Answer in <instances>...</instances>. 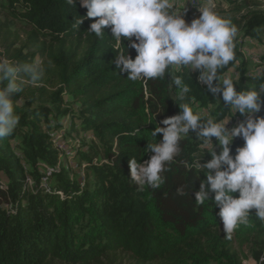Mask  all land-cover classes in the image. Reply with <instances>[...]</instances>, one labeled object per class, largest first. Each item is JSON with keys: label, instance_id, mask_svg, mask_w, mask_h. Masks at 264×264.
I'll list each match as a JSON object with an SVG mask.
<instances>
[{"label": "trees", "instance_id": "1", "mask_svg": "<svg viewBox=\"0 0 264 264\" xmlns=\"http://www.w3.org/2000/svg\"><path fill=\"white\" fill-rule=\"evenodd\" d=\"M228 1L231 17L196 30L212 45L211 70L196 73L173 67L190 39L163 33L166 23L182 28L149 13V0H0V264H264L251 194L264 187L261 125L221 148L214 177L193 163L211 136L193 103L219 121L264 87V76L249 77L241 42L263 41L264 12ZM237 62L239 79L226 82ZM67 116L71 131L101 143L82 140L78 157L93 187L89 173L82 183L55 167L63 157L47 131Z\"/></svg>", "mask_w": 264, "mask_h": 264}, {"label": "rangeland", "instance_id": "2", "mask_svg": "<svg viewBox=\"0 0 264 264\" xmlns=\"http://www.w3.org/2000/svg\"><path fill=\"white\" fill-rule=\"evenodd\" d=\"M149 7L148 11L149 13H155L164 17H169V19L177 22V24L180 25V28H182V31H176L171 25L165 24L161 31L163 33H166L167 35L177 34L178 37L182 40L184 37L189 38L190 40L184 41V44L191 43L195 44L197 41H201L202 39L199 38V35L197 34L196 30L198 28H210L213 30L215 26H213L215 23L223 22L225 19L231 17L233 12V6L229 3L228 0H149ZM261 10L264 12V0H249L248 7L243 9L241 14L247 13V10ZM165 10H171V12L167 13ZM0 11H3L0 7ZM164 14V15H162ZM240 15V14H239ZM237 15V16H239ZM179 22H178V21ZM136 21L135 19L129 18L128 22V29L131 31L133 29V26L135 25ZM213 24V25H212ZM11 27L13 30H16L21 34V37H24L25 28L21 23H18L16 21H11ZM240 32L237 34L239 35ZM263 41H254L255 46L252 47V50H259L264 49V36L262 37ZM180 49L182 50L181 56L177 53L174 58L172 57V63L173 67L175 69H179V63L182 61H179L180 58L184 57V55L187 52H192L193 56L200 57L199 55L204 52L205 47L200 45H196L193 49H189L187 45H184ZM179 50V51H180ZM262 52V51H261ZM246 53V52H245ZM247 55V53H246ZM248 57V55H247ZM259 57L257 59V66H262L260 64L261 54H259ZM201 58V57H200ZM249 58V57H248ZM209 58L206 59V61ZM205 66H203L198 71L204 70ZM1 70V67H0ZM225 79H228V77H224ZM205 79H201L204 81ZM19 81V80H18ZM262 93L261 96H264V91H260ZM259 101V99H257ZM41 103V100L38 99L35 101V106L39 105ZM255 105L252 106L250 109L246 110L245 112L241 113L239 116L233 119H238L241 121V125L236 126L235 130L236 132H227L228 130V123L219 125L218 131H214V133L211 134L208 139L205 140L203 144L200 145V150L195 154L193 163L198 168V170L203 174L204 178L210 179L214 177L215 170L222 168L223 166V149L222 146H215L216 143L223 137L227 138V142L235 141L239 137L241 138V135L245 132L246 129L250 127V121L253 117L252 112H258L257 119H259V125L257 128L261 125L260 133L262 136H264V104L259 105L256 102H253ZM68 105L74 106L75 103L70 102ZM56 108V107H55ZM260 108V111H257V109ZM55 111V109H54ZM202 116V122H206V117H209V111L208 110H199ZM263 115V116H262ZM252 116V117H250ZM76 125L78 121H75ZM262 123V124H261ZM55 125H52L50 129H48V133L51 135V140L54 143L53 146L59 148L58 156H62V162H57L55 164V167H58L57 170H61L62 168H65L69 171L70 174L74 175V177L83 183V176L85 173H89V186L93 187L95 183V177L94 172L92 169H89V166L87 167V163L84 161L82 165H79V153L80 151H84V146L82 143V140H84V143H90V141L94 140L95 143L99 146L101 143L99 140H97L96 137H93V135H90L89 132H84L79 128V125H77L76 129L74 131L70 130V119L69 116L62 118L59 121L58 128H54ZM184 126H181L179 128V133H183ZM256 129V128H255ZM187 130V129H186ZM229 137V138H228ZM245 137V134L243 135ZM231 138V139H230ZM261 138V137H260ZM245 139V138H244ZM263 139V138H262ZM213 144V149H209L210 145ZM87 150V149H86ZM79 151V152H78ZM78 152V155H77ZM73 153V154H72ZM94 157V156H93ZM97 157V156H95ZM101 157V156H100ZM97 157L98 160L103 159L102 157ZM97 158L94 159V162L97 161ZM98 163H102L100 161H97ZM27 166V165H26ZM41 169L43 171H49L51 170V166L47 164H41ZM28 172L26 171V174ZM2 180L5 182L6 178L3 175ZM55 178L51 177L49 179L44 178L42 180V186L46 189L49 188V186L54 183ZM28 183L30 185L33 184L32 179H28ZM63 194L60 193V196ZM244 254H248L247 249H245ZM249 259H254L252 257H248L247 259L242 260V264L247 262ZM125 264H134L131 261L126 260Z\"/></svg>", "mask_w": 264, "mask_h": 264}, {"label": "crops", "instance_id": "3", "mask_svg": "<svg viewBox=\"0 0 264 264\" xmlns=\"http://www.w3.org/2000/svg\"><path fill=\"white\" fill-rule=\"evenodd\" d=\"M244 39L245 38H243L241 41H243ZM255 41H257V40L255 39ZM186 45L189 47V49H193L196 45H202L203 48L205 47L206 49H204V52H202L199 55L201 58L197 57V56H193L192 52H187L184 55V57L179 59V61H182V63L181 62L179 63V67H177L179 69H177V70H181V69H183V67H185L189 71L197 73V71L199 69H201L203 66H207L208 67V72H209L211 70V68L208 65V61H206V59L207 58L210 59V57H211L212 45L208 41H205V40L197 41L195 44L187 43ZM254 46H255V44H252V45H249L248 48L250 50H252L251 48L254 47ZM252 51H254V52L262 51L263 52V49L262 50L261 49L252 50ZM244 56H245V53H244ZM245 59L247 60V73H248V70L251 68L252 64L249 61V59H247L246 56H245ZM238 65H239V62L235 63V65L231 69H229L228 72L223 76V77H226V78L228 77V80L226 82H229V81H232V80L237 81L239 79V72H238V69H237ZM251 78H253V77H251ZM208 80H209V78H208ZM209 83H210V80H209ZM260 91H264V87H262ZM260 91L252 93L249 96H245V97H241V98L236 99V101L234 102V104L230 108L229 113L222 120L215 121V116L210 113V116L206 117V122H204V124L209 125L211 127V134L214 133L215 126L217 125V123H219V125H222V124L227 123V121H225V120H227V118H230V119L236 118L241 113L245 112L246 110H248L252 106H254L255 104L253 102H256L257 104H260L257 101V99L262 97L261 96L262 93ZM193 105H194V109H195L196 113L198 114V116L201 117V118L202 117L204 118L205 116H202L201 113L199 112V110H201V109L204 110L205 108H199L197 106V104H195V103H193ZM192 126H195L194 122L192 123ZM236 130L234 129L235 132H236ZM257 136L261 137L260 130L257 131ZM228 143H229V140L227 142V138L223 137L216 143L215 146L216 147L217 146H222L223 147L224 145H226ZM209 147H210L209 149H213V144H211Z\"/></svg>", "mask_w": 264, "mask_h": 264}, {"label": "built area", "instance_id": "4", "mask_svg": "<svg viewBox=\"0 0 264 264\" xmlns=\"http://www.w3.org/2000/svg\"><path fill=\"white\" fill-rule=\"evenodd\" d=\"M254 41H255V39L245 38L241 42L243 45V49L247 53V55L249 57V61L252 64L251 68L248 70V75L250 77L257 78L260 76H264V66H257V59L259 58V54H261V51L254 52L248 48L249 45L254 44ZM200 46H202V45H200ZM204 81H205V84L208 85V82L206 80H204ZM225 121H227V123H228L227 132H234V129L236 128V126L241 125V121H239L238 119L227 118V120H225ZM215 129H216V131H218L219 123H217V125L215 126ZM256 195L258 197H261V200H264V187H261L260 193H256Z\"/></svg>", "mask_w": 264, "mask_h": 264}, {"label": "bare ground", "instance_id": "5", "mask_svg": "<svg viewBox=\"0 0 264 264\" xmlns=\"http://www.w3.org/2000/svg\"><path fill=\"white\" fill-rule=\"evenodd\" d=\"M257 111H260V108H258ZM257 114H258V112H252L253 117L250 116V117H252L251 118L252 121H250V127L248 129H246L245 132L241 135L242 138H244L243 137L244 134H245V137L248 135V132L250 129H253L259 125V119H257ZM218 171H219V169L215 170V174L218 173ZM256 193H260V191L259 192H252L251 194L257 201H259V203L261 205L260 214H261L262 218L264 219V200H261V197H258L256 195ZM243 264H260V262L255 260V259H249L247 262H245Z\"/></svg>", "mask_w": 264, "mask_h": 264}]
</instances>
